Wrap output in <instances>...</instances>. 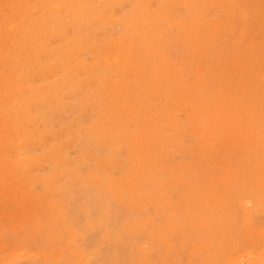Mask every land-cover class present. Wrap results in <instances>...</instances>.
<instances>
[{
  "label": "rangeland",
  "instance_id": "1",
  "mask_svg": "<svg viewBox=\"0 0 264 264\" xmlns=\"http://www.w3.org/2000/svg\"><path fill=\"white\" fill-rule=\"evenodd\" d=\"M14 41L0 264H264V0H0Z\"/></svg>",
  "mask_w": 264,
  "mask_h": 264
},
{
  "label": "bare ground",
  "instance_id": "2",
  "mask_svg": "<svg viewBox=\"0 0 264 264\" xmlns=\"http://www.w3.org/2000/svg\"><path fill=\"white\" fill-rule=\"evenodd\" d=\"M156 2V1H155ZM154 6V5H153ZM129 6H127V8H128ZM118 10V9H117ZM81 11V10H80ZM118 13V12H117ZM98 22V21H97ZM102 22V21H101ZM168 23V22H167ZM111 24V23H110ZM94 26V25H93ZM122 26V25H121ZM86 28V27H85ZM103 28V27H102ZM105 28V27H104ZM170 28V27H169ZM172 28V27H171ZM101 29V28H100ZM176 29V28H175ZM93 31H95V30H93ZM102 31V30H101ZM71 32V31H70ZM80 32V31H79ZM95 33V32H94ZM100 38V37H99ZM89 39H91V38H89ZM99 42V41H98ZM29 43H32L30 40H29ZM13 49L12 50H10V51H8V52H6V51H4L3 52V48H2V46H1V42H0V59L2 60V64H5L6 63V61L9 59V58H14V59H16V54H17V52H16V47H17V42L16 41H14V45H13ZM26 52H24L23 53V55H24V57H21L20 58V61H22V66L23 67H27V65H28V61H29V59H30V55L34 52V49H32V46H31V44H26ZM76 50H77V48H74V46H72V47H70L69 48V54L70 55H72V56H74L75 55V53H76ZM99 51V50H98ZM101 52H102V50H100ZM7 53V54H6ZM87 53V52H86ZM89 53V52H88ZM87 53V54H88ZM97 53H99V52H97ZM94 55V54H93ZM98 55V54H97ZM43 56V55H42ZM81 57V56H80ZM115 58V57H114ZM76 60V59H75ZM45 61V60H44ZM104 61V60H103ZM6 65V64H5ZM106 66V65H105ZM109 67V66H108ZM108 67H106V68H108ZM110 68V67H109ZM151 68V67H150ZM113 70V69H112ZM101 71V70H100ZM2 72H3V69H0V80H1V77H2ZM98 75V74H97ZM128 78V77H127ZM12 81V79L11 78H9V80H7V86H10L9 84H10V82ZM99 81V80H98ZM123 82V81H122ZM164 82H165V80H164ZM102 83V82H101ZM85 85V84H84ZM95 85V84H94ZM0 87H2V85H1V83H0ZM66 89V88H65ZM71 89V88H70ZM19 86H15L14 87V89L12 90V91H10V92H8L6 89H4V92H0V97L1 96H7V97H12L13 98V101H15V103H18L17 102V97H18V92H19ZM95 90V89H94ZM85 92V91H84ZM135 94H137V93H135ZM99 97V96H98ZM101 99V98H100ZM80 103V102H79ZM117 104V103H116ZM73 105H75V104H73ZM37 106H40V105H37ZM45 106H47V105H45ZM50 107V106H49ZM48 107V108H49ZM100 107V106H99ZM41 108V107H40ZM45 107H43V109H44ZM52 108V107H51ZM61 108V107H60ZM73 108V107H72ZM71 108V109H72ZM48 110V109H47ZM51 110V109H50ZM90 111V110H89ZM151 111H152V109H151ZM151 111H149V112H151ZM176 111V110H175ZM52 112V111H51ZM51 112H50V114H51ZM127 112V111H126ZM48 113H49V111H48ZM67 112H65V114H66ZM70 113V112H69ZM89 113V112H88ZM44 116V115H43ZM66 116H68V114L66 115ZM92 116V115H91ZM106 116V115H105ZM50 117V116H49ZM107 117V116H106ZM122 117V116H121ZM52 118V117H51ZM65 118V117H64ZM56 119V118H55ZM88 119H89V117H88ZM121 119V118H120ZM53 120H54V118H53ZM58 120V119H57ZM77 120H79V119H77ZM49 121V120H48ZM81 122V121H80ZM35 124V123H34ZM57 125H58V123H57ZM106 125V124H105ZM186 127V126H185ZM134 128V127H133ZM119 129V128H118ZM117 129V130H118ZM132 129V128H131ZM78 131V130H77ZM76 132V131H75ZM131 132V131H130ZM85 137H88V135L87 136H85ZM87 139V138H86ZM77 140V139H76ZM73 142V141H72ZM75 144V143H74ZM23 146V145H22ZM31 146V145H30ZM87 146H90V145H87ZM27 147V146H26ZM100 147V146H99ZM103 147V146H102ZM23 148H24V146H23ZM8 150H9V148H8ZM11 150V149H10ZM25 150H27L26 148H25ZM88 150V149H87ZM28 151V150H27ZM83 151V150H82ZM35 152V151H34ZM63 153H64V151H62ZM32 153V152H31ZM66 154V153H65ZM64 154V155H65ZM47 163V162H46ZM50 164H52V163H50ZM49 164V165H50ZM50 167V166H49ZM68 167H70V166H68ZM74 167V166H73ZM72 167V168H73ZM86 169V168H85ZM44 170V169H43ZM79 171V170H78ZM86 171V170H85ZM39 173V172H38ZM41 173V172H40ZM69 182V181H68ZM60 184V183H59ZM71 185V184H70ZM69 185V186H70ZM68 188V187H67ZM74 188V187H73ZM73 192H74V190H73ZM73 192H71V194L73 193ZM64 193H66L65 191H64ZM73 194H76V193H73ZM72 194V195H73ZM60 196H63L62 194L60 195ZM59 198V197H58ZM63 198V197H62ZM65 198V197H64ZM77 198V197H76ZM71 199V198H70ZM75 200V199H74ZM72 201H73V199H72ZM74 203V202H73ZM78 204V203H77ZM69 210V209H68ZM68 210H66V211H68ZM80 213V212H79ZM71 214V213H70ZM119 215V214H118ZM72 216V215H71ZM110 218V217H109ZM88 219V218H87ZM74 220V219H73ZM77 221H78V219H77ZM74 224V223H73ZM54 225V224H53ZM75 225V224H74ZM80 228V227H79ZM82 228V227H81ZM76 229H77V227H76ZM81 231H83V230H81ZM49 232V231H48ZM51 233V232H50ZM105 234H107V233H105ZM94 239V238H93ZM84 239H82V241H83ZM92 241V240H91ZM90 241V242H91ZM43 242H44V240H43ZM58 242V241H57ZM85 242V241H84ZM45 243V242H44ZM49 244V243H48ZM79 246V245H78ZM78 248H80V246L78 247ZM82 248H83V246H82ZM102 255V254H101ZM66 256V255H65ZM67 257V256H66ZM62 258V257H61ZM70 258V257H69ZM90 258V257H89ZM62 259H65V257H63ZM71 259V258H70ZM69 261V260H68ZM74 261V260H73ZM46 262V261H45ZM51 263V262H50ZM76 263H77V261H76Z\"/></svg>",
  "mask_w": 264,
  "mask_h": 264
}]
</instances>
